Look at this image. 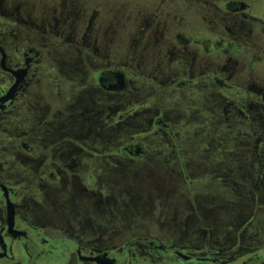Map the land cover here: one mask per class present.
Listing matches in <instances>:
<instances>
[{
    "label": "flooded vegetation",
    "instance_id": "flooded-vegetation-1",
    "mask_svg": "<svg viewBox=\"0 0 264 264\" xmlns=\"http://www.w3.org/2000/svg\"><path fill=\"white\" fill-rule=\"evenodd\" d=\"M108 1L0 0V264H264V229L255 220L259 197L253 199L252 237L245 239L215 238L212 226L201 221L184 238L130 228L112 240L105 222L85 219L69 226L59 214L48 213L59 209L58 191L66 185L69 194L80 190L107 207L109 188L102 177L108 169L178 142L161 139L150 146L154 142L133 136L112 140L118 125L137 118L154 133L174 136L160 114L146 119L147 107L129 99L138 81L191 95L213 84L218 91L240 93V88L264 97V74L250 81L246 73L252 58L264 59V6L248 0H125L139 14V33L159 30L160 11L178 22L163 36L170 44L162 45L159 61L147 70L137 60L139 52L97 62L98 50L88 36L97 30L92 23ZM148 2L150 10L142 6ZM82 51L91 58L84 64L94 70L91 98L81 95L86 74L72 59ZM220 66L227 72L219 73ZM42 82L50 93L46 106ZM117 98L125 106L118 113ZM54 131L60 135L51 149L46 138ZM61 142L72 144L77 162L56 163Z\"/></svg>",
    "mask_w": 264,
    "mask_h": 264
},
{
    "label": "rangeland",
    "instance_id": "rangeland-1",
    "mask_svg": "<svg viewBox=\"0 0 264 264\" xmlns=\"http://www.w3.org/2000/svg\"><path fill=\"white\" fill-rule=\"evenodd\" d=\"M248 1L257 8L264 6V0ZM142 6L149 10L153 8L149 2ZM103 7L92 23L97 30L88 36L98 50L97 62L107 57L135 56L139 52V64L147 70L155 66L160 58L159 49L171 42L163 36L178 26L177 20L165 17L164 11L157 12L155 18L159 30L155 34L139 33L135 21L139 14L133 3L109 0ZM86 53L82 51L80 56L72 59L77 69L86 74L80 83L81 95L91 98L96 93L91 77L94 70L92 65L84 64L85 58L91 59ZM64 56L68 58L66 54ZM263 60L252 58L248 62L246 73H249L250 81L256 74H264ZM223 71L227 72L220 66L218 72L222 74ZM138 82L140 87L129 99L137 101L140 108L147 107L150 112L146 119L160 114L174 136L154 133L147 121L140 119L143 124L139 125L137 118L128 125H118L113 130L112 140L133 136L154 142L146 144L150 146H157L155 142L161 139L178 142H170L168 147H152L153 151L144 158L108 169L107 176L102 177L105 179L103 184L109 188L107 207L100 205L99 199L89 200L80 190L69 194L70 188L66 185L58 191L59 209L55 212L49 208L48 213L59 214V219L69 226L85 219L105 222L112 240L130 228L143 229L151 235L184 238L201 221L212 226L210 235L215 238L237 236L245 239L252 237L253 199L259 197L255 220L264 229V148H261L264 144L259 142L260 138L264 139V97L240 88V93L232 89V92L218 91L213 84H206L202 93L191 95L186 89L157 88L153 84L147 86L141 80ZM139 84L132 82L131 86ZM39 87L42 103L46 106L50 93L45 83ZM122 102V98L113 101L117 113L125 109V106L121 108ZM47 135L46 143L54 149L56 144L51 141L58 139L59 131ZM59 145L64 147L55 154L58 156L56 163L77 162L78 153L70 142Z\"/></svg>",
    "mask_w": 264,
    "mask_h": 264
}]
</instances>
